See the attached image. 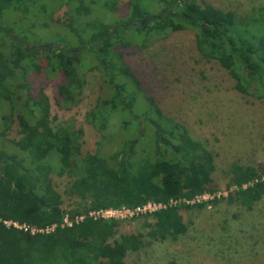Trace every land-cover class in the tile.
Instances as JSON below:
<instances>
[{
    "label": "trees",
    "instance_id": "1",
    "mask_svg": "<svg viewBox=\"0 0 264 264\" xmlns=\"http://www.w3.org/2000/svg\"><path fill=\"white\" fill-rule=\"evenodd\" d=\"M34 1L37 0H0V132L13 116L23 131L19 139L12 140L14 149L0 148V218L37 229L52 224L55 228L47 233H31L0 222V264H128L127 253L144 245L142 234H121L115 238L123 220L94 218L90 212L136 207L149 200L162 202L166 207L149 215L154 222L148 235L153 239L176 240L187 231L181 211L207 204V201H185L215 191L211 185L213 160L198 143L193 145L183 124L164 115L159 107L156 111L160 120L153 126V140L148 150L140 152L142 157L134 162V168L131 158L137 159L135 147L140 137H145V131L105 155H102L103 146L81 155L82 127L69 130L65 136L64 128L51 126L42 100L31 91L27 64L38 74L48 67L65 78L55 93L56 103L64 106L79 101L85 84L79 72L83 53L89 50L95 55V67L102 71L106 81L112 78L108 61L112 48L119 46L123 51L131 46L129 40L120 41V31L133 27L151 34L138 45L145 47L149 41L191 29L195 31L198 51L222 61L235 80L237 91L261 98L264 96V9L244 16L241 22L235 11L198 0H156L151 4L150 0H128L127 17L113 23L101 18L86 21L81 32L89 31L87 37L79 32L80 28L76 29L79 45L42 46L21 39L25 31L11 32L2 22L10 13L28 17V6ZM62 1L68 11L76 9L74 16L79 19L85 0ZM118 1H108L105 6L115 11ZM159 1L156 13L152 7ZM95 2L91 0V6ZM74 4H77L75 8ZM100 31L106 33L95 36ZM49 45L54 47L48 48ZM115 57L123 64L121 52ZM127 76L139 85L133 74ZM14 82L22 84L19 97L12 90ZM150 103L156 106L154 100ZM126 104L123 101L121 106L127 108ZM109 120V113L101 108V103L87 114V121L102 135L109 130ZM54 169L58 173L66 171L72 177L64 193L69 198H78L79 202L67 210L62 208L63 196L52 182ZM229 174L228 185L234 189L224 198L251 210L264 197V169L235 162ZM170 200L177 203L169 205ZM65 216L72 222L71 226L63 223Z\"/></svg>",
    "mask_w": 264,
    "mask_h": 264
},
{
    "label": "rangeland",
    "instance_id": "2",
    "mask_svg": "<svg viewBox=\"0 0 264 264\" xmlns=\"http://www.w3.org/2000/svg\"><path fill=\"white\" fill-rule=\"evenodd\" d=\"M108 1L113 0H96L91 6V0H85L83 11L76 19V9L68 11L62 0H37L28 6V17L11 16L10 13L2 22L11 32L25 31L20 37L27 38L29 43L75 47L80 43L76 29L80 28L81 32L86 21L101 18L113 23L128 16V0H119L112 12L105 6ZM152 1L156 0H150V4ZM198 2L233 10L241 22L244 16L252 12L258 14L264 9V0ZM159 7L160 1L153 4L152 10L157 13ZM103 33L106 32H97L95 36ZM81 34L87 37L89 31ZM150 35L133 27L119 32L120 41L129 40L131 46L123 51L119 46L112 48L108 56L112 68L110 80L104 81L102 71L95 67V55L89 50L83 53L79 72L83 74L85 84L76 103L64 106L56 103L57 86L65 78L48 67H43L42 73L38 74L27 64L31 91L42 100L43 111L50 116L54 129L62 127L68 136L69 130L82 127L81 155L97 151L98 146H103L105 152L102 155H105L145 131V137H140L135 147L137 159L131 158L134 168V162L142 157L140 152L148 150L153 140V126L160 120L156 111L159 107L164 115L183 124L193 145L198 143L213 160L215 169L211 185L215 191L205 193L195 201H207L203 208L181 211L187 231L178 239L150 237L148 232L154 219L149 215L135 216L120 223L115 238L121 234L141 233L144 241L141 248L127 253L128 264H264V197L251 210L224 198L234 189L228 185L232 163L264 169V96L257 98L237 91L235 80L222 61L205 57L198 51L195 31L172 32L166 38L139 47ZM118 52L123 54V64L115 57ZM130 73L139 85L127 76ZM12 84L13 92L19 97L23 89L21 82ZM151 99L156 106L150 103ZM111 100H114L113 104ZM123 101L127 108L121 106ZM97 103H101V108L110 117L109 130L103 135L87 121V114ZM22 133L16 116H13L11 122L1 127L0 148H11L12 140L19 139ZM55 169L51 173L52 182L63 196L62 208L67 210L79 202L78 198H69L64 193L72 177L66 171L58 173Z\"/></svg>",
    "mask_w": 264,
    "mask_h": 264
},
{
    "label": "built area",
    "instance_id": "3",
    "mask_svg": "<svg viewBox=\"0 0 264 264\" xmlns=\"http://www.w3.org/2000/svg\"><path fill=\"white\" fill-rule=\"evenodd\" d=\"M203 195L197 196L192 201L187 200L185 202L194 203L195 201L203 197ZM176 203L177 201L170 200L169 205L176 204ZM165 207H166V204H163L162 202L149 200L145 202L144 204L138 205L136 207L123 206L121 208H115V209L108 208V209H100L97 211H91L90 215L93 216L94 218L103 217V218H116L120 220H126L129 218H133L135 216L152 215L154 212L159 211L160 209L165 208ZM82 218L83 216L78 219H82ZM63 221L65 225L71 226L72 224V222L69 220L67 216H65ZM76 221H78L77 218H76ZM0 222L4 223L8 227L13 226L18 229L29 230L31 233H35V232L47 233V232L52 231L55 228V224H52L51 226H47L44 229H37L34 227H30L29 225H26V224H19L18 222L13 221V220H2L1 218H0Z\"/></svg>",
    "mask_w": 264,
    "mask_h": 264
}]
</instances>
